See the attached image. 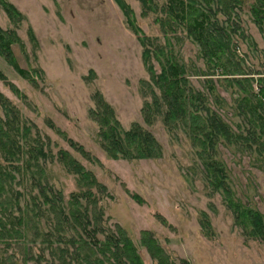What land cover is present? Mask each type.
Listing matches in <instances>:
<instances>
[{"label": "rangeland", "instance_id": "obj_1", "mask_svg": "<svg viewBox=\"0 0 264 264\" xmlns=\"http://www.w3.org/2000/svg\"><path fill=\"white\" fill-rule=\"evenodd\" d=\"M4 1L17 10L20 20H11L0 7V29L13 32L19 41L11 49L18 68L26 72L29 80L0 56V95L14 108L20 123L30 129L26 142H22L23 149L43 146L49 156L47 161L40 162L44 181L60 192L64 201L80 192L76 177L57 160L58 152H68L105 188L96 194L104 213L103 226L119 225L144 264L154 262L140 245L143 231L152 233L176 262L264 264V237L235 223L222 193L206 181L204 164L183 129L168 130L161 116L145 124L142 108L150 96L142 84L149 81L143 48L117 3ZM123 1L141 32L155 45L164 46L166 41L154 22L155 16H144L138 0ZM219 21L224 23L225 19L219 17ZM238 23L241 36L236 33L233 37L236 59L250 77L264 80V34L253 23L248 6L238 12ZM168 39L173 56L187 71L190 85L206 95L209 109L232 132L242 131L243 121L236 111V90L215 77L216 91L209 93L206 67L197 45L180 31ZM151 64L158 73L159 65L154 60ZM95 94L112 109L123 131L133 124L148 131L159 144L161 157H108L100 145V127L91 115L96 110ZM0 117L4 118L2 108ZM213 159L225 168L232 201L259 213L264 222L263 157L220 142ZM37 178L34 167L17 176L12 188L20 193L23 206L31 205L38 195ZM38 226L41 233L49 231L46 217L39 219ZM32 233L28 232L25 248L37 255L40 245L31 243ZM3 249L0 245V254ZM15 253L21 260L22 251Z\"/></svg>", "mask_w": 264, "mask_h": 264}, {"label": "trees", "instance_id": "obj_2", "mask_svg": "<svg viewBox=\"0 0 264 264\" xmlns=\"http://www.w3.org/2000/svg\"><path fill=\"white\" fill-rule=\"evenodd\" d=\"M122 10L127 25L138 37L143 48L142 58L149 81L143 88L150 101L142 108L145 124L156 117L168 130L181 127L191 144L197 149L204 164L206 181L214 190L222 193L235 223L251 228L255 236L264 237V222L255 211L243 209L234 203L226 184L223 165L213 159L217 145L240 146L263 157L264 161V80L250 77L236 59L233 37L241 36L238 12L248 6L251 19L260 33L264 34V0H138L144 16H155L165 45H155L135 25L133 15L123 0H114ZM0 7L11 20L19 21L17 10L4 0ZM219 17L225 19L224 23ZM180 31L199 48L206 67V87L215 93L216 80H223L228 88L236 90L237 115L242 118V131L234 133L230 127L207 106L204 93L195 90L189 83L187 71L171 52L169 36ZM19 43L13 32L0 29V56L24 79L29 80L15 61L11 47ZM159 65L157 73L151 64ZM33 72V71H32ZM96 110L92 119L99 127L101 148L112 159L154 160L161 157V149L154 137L133 124L123 131L112 109L95 94ZM0 264H144L137 249L119 226H103V209L96 194L104 186L86 171L68 152L60 151L57 160L76 177L80 192L64 201L62 194L44 181L45 162L49 156L43 150L24 148L30 129L20 123L16 111L0 95ZM164 108V111H163ZM34 148V149H33ZM78 151L83 154L81 147ZM26 156V157H25ZM35 168L38 174L35 186L38 195L31 205L23 206L21 195L13 190L17 176ZM42 178V179H41ZM47 218L49 231L41 233L39 219ZM33 231L31 243L39 242L37 255L25 248L28 232ZM71 235L67 236V233ZM23 245V246H22ZM140 245L154 264H189L186 260H172L158 245L152 233H140ZM15 250L22 251L20 260Z\"/></svg>", "mask_w": 264, "mask_h": 264}]
</instances>
